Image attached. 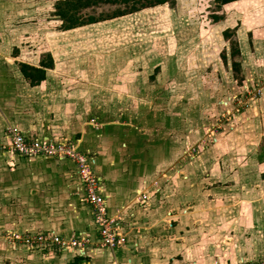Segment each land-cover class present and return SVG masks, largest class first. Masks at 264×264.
Here are the masks:
<instances>
[{
    "label": "rangeland",
    "instance_id": "obj_1",
    "mask_svg": "<svg viewBox=\"0 0 264 264\" xmlns=\"http://www.w3.org/2000/svg\"><path fill=\"white\" fill-rule=\"evenodd\" d=\"M60 1L0 0V76L4 71L10 83L17 82L20 64L37 65L52 53L59 71H71L65 88L88 95L94 88L104 97L96 99L107 102L97 107L98 121L81 124L98 132L106 124L123 127L112 148L125 173L138 177L147 165L173 161L157 174L148 170L145 179L168 174L152 186L165 194L172 185L181 195L190 190L186 206H199L207 196L222 204L210 225L176 232L183 246L170 256L183 264H235L244 257L253 261L242 264H264V0H171L72 31L62 30ZM119 7L102 4L81 15L107 18ZM233 46L238 55H232ZM36 103L26 111L39 113ZM74 128L62 137H80ZM6 137L7 129L0 153H8ZM187 164L193 165L189 172ZM9 165L16 169L15 160ZM176 178L181 182L175 185ZM142 201L133 204L140 209L147 204ZM9 216L0 220L10 222ZM2 256L0 250V264H6Z\"/></svg>",
    "mask_w": 264,
    "mask_h": 264
},
{
    "label": "crops",
    "instance_id": "obj_2",
    "mask_svg": "<svg viewBox=\"0 0 264 264\" xmlns=\"http://www.w3.org/2000/svg\"><path fill=\"white\" fill-rule=\"evenodd\" d=\"M83 27L85 26L79 28ZM50 55L54 67L45 69L46 79L37 86H31L20 69L18 78L15 79L18 83H10V80L4 77L6 73L4 71L1 73L0 136L3 139L4 130L14 128L29 137L71 141L77 144L79 149L81 147L83 152L91 157L94 171L101 180V193L109 214H119L123 218L125 242L115 251L100 250L97 247L99 234L94 225L91 209L82 201V184L76 165L72 161L51 158L27 159L0 153V202L4 205H0L2 207L0 216L5 217L8 214L9 218L13 219L12 222L0 220L1 233L49 232L67 239L86 237L90 241L85 251L78 253L67 249L55 251V255L51 251L30 250L7 242L5 236H2L0 250L6 258V264H68L75 259H80L79 264H111L114 260L126 264H183L180 259L173 257L180 253L179 250L183 246L179 242L183 238L182 234L178 236L176 232L182 230L192 234L197 227H201L197 226V223L202 226L208 223L210 225L212 221L209 219L215 217L218 213L217 206L221 203L207 196L199 206L197 204L186 206L184 201L191 194L190 190L181 195L178 187L172 185L170 194H165V191L158 187L161 181L170 178L168 174L164 175L165 178L158 175L152 180L145 179L151 173L148 170L157 174L173 161L158 160L153 167L147 165L146 173L140 171V177L125 173L122 165L117 163L118 154L114 152L117 151V147L112 148L116 139L114 135L120 134L119 130L123 127L106 124L98 132L81 124L90 118L99 120L101 114L97 107L107 106V102L101 100L104 97L95 95L94 88L90 95L84 89L65 88L63 83L69 81L67 74H71V71L68 72L66 68L59 71L54 56L52 53ZM23 64L40 67V63ZM41 101H44V104H40ZM47 101L49 105L46 104ZM33 102H37L35 107L37 110L40 108L39 113L26 111L27 106L34 105ZM42 121H49L50 124L43 125ZM73 127L75 128L71 131L80 137L73 138L69 135L62 137ZM6 139L8 141L7 137ZM90 148L94 153L90 152ZM259 158L263 159L261 153L255 159L260 166ZM10 159L16 162L15 170L9 168ZM261 165H264V161ZM191 166L193 165L187 164L186 171L192 170ZM155 181H157L155 185L158 186H152ZM173 182L176 185L175 182L181 181L176 178ZM213 192L215 193L206 191L211 195ZM164 199L172 204L167 206ZM136 200H143L142 202L147 204L139 209L133 204ZM228 202L232 201L226 199L225 204ZM150 203L156 207L148 208ZM183 206L185 208H182ZM201 206L204 210H196ZM206 229L205 227L204 231ZM170 252L172 256L169 255ZM186 254L188 257L189 254ZM252 261L253 259L247 260V257H244L234 263Z\"/></svg>",
    "mask_w": 264,
    "mask_h": 264
},
{
    "label": "built area",
    "instance_id": "obj_3",
    "mask_svg": "<svg viewBox=\"0 0 264 264\" xmlns=\"http://www.w3.org/2000/svg\"><path fill=\"white\" fill-rule=\"evenodd\" d=\"M7 138L8 145L4 149L11 156L72 161L76 165L77 174L82 184V201L91 209L94 225L99 234L97 247L100 250L115 251L124 245L123 218L119 214H109L105 198L101 193V180L95 174L91 157L81 152L77 144L71 141L29 137L14 128L7 129ZM5 238L13 244L41 252L70 249L80 253L85 251L90 244L86 237L78 236L67 239L49 232H10L6 234ZM111 264L126 263L114 260Z\"/></svg>",
    "mask_w": 264,
    "mask_h": 264
},
{
    "label": "trees",
    "instance_id": "obj_4",
    "mask_svg": "<svg viewBox=\"0 0 264 264\" xmlns=\"http://www.w3.org/2000/svg\"><path fill=\"white\" fill-rule=\"evenodd\" d=\"M171 0H62L57 6V16L62 21V30L69 31L82 26L94 24L107 19H113L122 17L125 15L140 12L147 8H152L166 3H170ZM222 5H227L241 0H219ZM102 4L119 5L117 13L111 17H84L81 13L85 10L99 7ZM227 36L229 33H226ZM226 37V36H225ZM239 48L234 49L232 47V55H238ZM54 61L50 54L47 55V60L40 61V67H33L28 64H20V71L23 77L29 81L31 86H37L46 79L45 69L53 68ZM233 69L235 72L239 71V64L234 63ZM80 259H75L68 264H79Z\"/></svg>",
    "mask_w": 264,
    "mask_h": 264
}]
</instances>
